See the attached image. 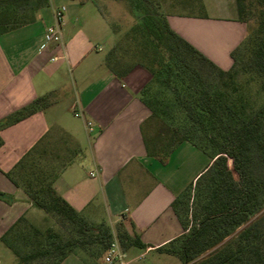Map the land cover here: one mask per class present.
<instances>
[{"label":"crops","instance_id":"1","mask_svg":"<svg viewBox=\"0 0 264 264\" xmlns=\"http://www.w3.org/2000/svg\"><path fill=\"white\" fill-rule=\"evenodd\" d=\"M160 1L177 34L220 69L233 66L231 53L248 34L236 0ZM61 6L66 7L62 40L46 42L45 30L56 24L55 10ZM26 8L34 20L0 35V120L42 96L52 99L41 111L0 131V192L11 198L0 199V255L9 249L1 238L22 217L28 223L45 213L6 175L37 146L40 165L56 192L86 222L105 224L114 233L122 225L152 246L124 251L126 257L118 264H182L154 248L184 233L173 202L211 160L205 163L202 152L189 143L177 147L166 164L148 155L142 128L151 111L140 92L151 75L136 67L118 78L105 66L117 34L94 3L49 0L37 8L33 0ZM108 27L110 47L105 51L101 36ZM67 110L75 121L68 122ZM87 121L94 123V132L87 130ZM182 166L189 177L176 176ZM69 260L87 264L76 254Z\"/></svg>","mask_w":264,"mask_h":264},{"label":"trees","instance_id":"2","mask_svg":"<svg viewBox=\"0 0 264 264\" xmlns=\"http://www.w3.org/2000/svg\"><path fill=\"white\" fill-rule=\"evenodd\" d=\"M78 1L98 7L95 0ZM116 1L129 4L133 23L125 31L114 30L118 43L106 55L105 66L118 78L136 67L151 75L140 92L151 111L142 128L148 155L166 164L177 147L189 143L211 160L173 202L184 233L154 249L182 264H264V214L258 217L264 210V177L254 172L256 163L264 164V0H236L239 21L255 27L232 51L229 70L220 69L170 27L160 0ZM31 2L0 0V35L34 20L26 13ZM48 4L36 0L37 8ZM206 68L218 76L215 88L207 82ZM241 76L247 79L241 82ZM51 99L42 96L0 120V131L41 111ZM6 175L24 188L35 207L76 235L63 240L58 231L42 232L22 217L1 238L17 264L42 259L62 264L78 248L93 247L101 258L115 238L123 251L152 247L122 225L114 233L105 224L86 222L56 192L40 165L37 146ZM0 199L11 202L2 192Z\"/></svg>","mask_w":264,"mask_h":264},{"label":"rangeland","instance_id":"3","mask_svg":"<svg viewBox=\"0 0 264 264\" xmlns=\"http://www.w3.org/2000/svg\"><path fill=\"white\" fill-rule=\"evenodd\" d=\"M95 1L98 4V7H100L101 11L105 14V17L113 31L116 29L125 31L133 23V20L129 14V4L127 2L116 1V0H95ZM161 11L163 12L162 8H161ZM252 27H255L254 23H251L250 28L248 27V34L251 31ZM106 30H107V34L103 33L101 37L105 41V45H106L105 51H108L110 45H109V42L107 43V40H109L108 38H110L111 36L110 35L111 30L109 29V27ZM117 43H118V35L114 43V46ZM205 76H206L209 86H211L212 88H215L217 85H219L218 76L211 69H208V68L205 69ZM246 79H247L246 76L240 77L241 82H244ZM67 111H68L67 112L68 114L66 115V118L68 122L75 121L72 119L73 115L71 114L70 110H67ZM149 129L150 128H148L147 130L148 133L150 132ZM65 141L70 142V143L72 142L71 139L67 137L65 138ZM198 152H202L201 154L203 155V159L205 160V163H208L210 160L208 155H206L201 150ZM172 165H173L172 170H174L176 168L174 166L175 164H172ZM188 170L189 169H186L185 166L184 167L182 166V168H180L179 170L175 172V173L178 172L176 176L182 175V174H185V176H187L189 174ZM254 172L256 175L264 177V164L256 163L254 166ZM263 214H264V210L258 215V217L262 216ZM28 223L34 226L35 228H38L42 232H45L48 228H52L60 233L63 240H67L68 238H73L76 236L72 228L69 225L64 224L59 219H57L56 217L50 214L43 213L41 215L39 214L35 215L34 218L29 219ZM263 225H264V222H263ZM240 230H238L237 232L233 234L232 237L234 239L237 237V234L239 233ZM75 254L78 257L84 259V261L87 264H103V257L97 258L96 250L93 247L89 251H83L81 248H78L76 249ZM0 261H1V264H17L16 256L9 249H5V252H3L0 255ZM71 262L72 260H69V261L63 262L62 264H71ZM33 264H52V261L48 259H42V260L35 261Z\"/></svg>","mask_w":264,"mask_h":264},{"label":"built area","instance_id":"4","mask_svg":"<svg viewBox=\"0 0 264 264\" xmlns=\"http://www.w3.org/2000/svg\"><path fill=\"white\" fill-rule=\"evenodd\" d=\"M66 12V7L61 6L55 10L56 24L48 26L45 30V40L46 42L59 43L62 40V26L61 21ZM79 116V114H76ZM86 128L89 132H94L95 125L92 121L86 122ZM126 257V254L121 249L118 240L115 238L110 244L107 251L103 256V264H118ZM1 264V261H0Z\"/></svg>","mask_w":264,"mask_h":264}]
</instances>
